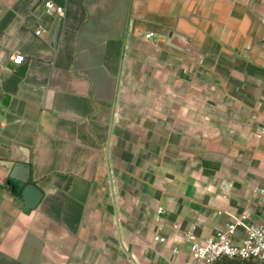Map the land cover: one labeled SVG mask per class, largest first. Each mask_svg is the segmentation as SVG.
Here are the masks:
<instances>
[{"label": "crops", "instance_id": "obj_1", "mask_svg": "<svg viewBox=\"0 0 264 264\" xmlns=\"http://www.w3.org/2000/svg\"><path fill=\"white\" fill-rule=\"evenodd\" d=\"M45 1L0 0V264H190L188 229L264 221V0Z\"/></svg>", "mask_w": 264, "mask_h": 264}, {"label": "built area", "instance_id": "obj_2", "mask_svg": "<svg viewBox=\"0 0 264 264\" xmlns=\"http://www.w3.org/2000/svg\"><path fill=\"white\" fill-rule=\"evenodd\" d=\"M47 11L62 14L63 9L55 6L51 1L44 3ZM150 34H147L149 37ZM12 63L20 65L24 61V55L15 54L11 57ZM2 83L0 82V93ZM256 136L264 141V125L260 126ZM258 193L264 198V186L258 188ZM158 212H161L159 209ZM247 214L233 216L231 221L222 230L207 238H199L194 227L185 232V240L188 244L191 257L190 264L217 263L223 260L256 261L264 264V221L250 223ZM242 233L237 237V230ZM158 241H164L162 237H155Z\"/></svg>", "mask_w": 264, "mask_h": 264}, {"label": "water", "instance_id": "obj_3", "mask_svg": "<svg viewBox=\"0 0 264 264\" xmlns=\"http://www.w3.org/2000/svg\"><path fill=\"white\" fill-rule=\"evenodd\" d=\"M59 26L54 33V40L58 35ZM25 70V65L18 68L17 73L22 74ZM23 175L17 176L11 174V177L8 181L12 186H15L19 190L21 199L23 200L24 209H33L37 206L39 201L42 198V191L33 183L28 182V170L25 167V170L22 172Z\"/></svg>", "mask_w": 264, "mask_h": 264}, {"label": "rangeland", "instance_id": "obj_4", "mask_svg": "<svg viewBox=\"0 0 264 264\" xmlns=\"http://www.w3.org/2000/svg\"><path fill=\"white\" fill-rule=\"evenodd\" d=\"M259 263V262H258ZM260 264H263V263H260Z\"/></svg>", "mask_w": 264, "mask_h": 264}, {"label": "trees", "instance_id": "obj_5", "mask_svg": "<svg viewBox=\"0 0 264 264\" xmlns=\"http://www.w3.org/2000/svg\"><path fill=\"white\" fill-rule=\"evenodd\" d=\"M245 262V261H244Z\"/></svg>", "mask_w": 264, "mask_h": 264}]
</instances>
